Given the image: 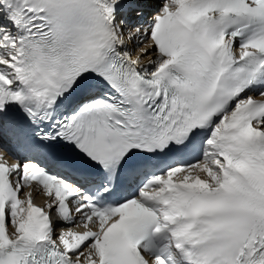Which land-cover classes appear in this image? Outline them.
I'll list each match as a JSON object with an SVG mask.
<instances>
[{"label": "snow or ice", "instance_id": "1", "mask_svg": "<svg viewBox=\"0 0 264 264\" xmlns=\"http://www.w3.org/2000/svg\"><path fill=\"white\" fill-rule=\"evenodd\" d=\"M0 264H264V0H0Z\"/></svg>", "mask_w": 264, "mask_h": 264}, {"label": "bare ground", "instance_id": "2", "mask_svg": "<svg viewBox=\"0 0 264 264\" xmlns=\"http://www.w3.org/2000/svg\"><path fill=\"white\" fill-rule=\"evenodd\" d=\"M33 200L39 206H44L46 203V197H44V195L35 188L33 189Z\"/></svg>", "mask_w": 264, "mask_h": 264}]
</instances>
